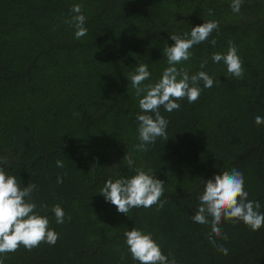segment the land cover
Here are the masks:
<instances>
[{
    "label": "trees",
    "instance_id": "obj_1",
    "mask_svg": "<svg viewBox=\"0 0 264 264\" xmlns=\"http://www.w3.org/2000/svg\"><path fill=\"white\" fill-rule=\"evenodd\" d=\"M231 3L0 0V167L22 188L38 186L32 194L37 211L59 234L54 246L3 254L4 264H138L124 236L133 227L152 233L176 264H264V227L222 221L227 240L214 239L228 249L223 255L209 242L210 226L191 219L204 181L232 168L243 173L248 198L264 213V125L254 119L264 116V0H244L239 13ZM73 4H82L86 17L88 34L79 40L64 22ZM209 20L219 22V31L194 45L190 60L177 67L190 75L206 71L214 85L201 82L199 99L177 101L179 110L161 107L168 140L157 138L137 151L140 97L130 75L146 64L151 77L144 83L157 82L169 66L164 49L174 44L170 36L190 34ZM229 41L243 61V79L211 60L213 53L226 54ZM140 167L165 183L161 200L167 202L162 209L119 213L101 189ZM56 204L65 211L63 224L51 211Z\"/></svg>",
    "mask_w": 264,
    "mask_h": 264
},
{
    "label": "clouds",
    "instance_id": "obj_2",
    "mask_svg": "<svg viewBox=\"0 0 264 264\" xmlns=\"http://www.w3.org/2000/svg\"><path fill=\"white\" fill-rule=\"evenodd\" d=\"M243 3L244 0H232L230 5L232 12L239 13ZM82 8V4H73L71 8L73 15L64 21L75 28L74 35L77 40L88 34ZM211 14L210 9L209 15ZM213 31H219V22L216 20L204 21L203 24L192 27L190 34L171 35L170 39L174 44L164 49L169 66L163 70L157 82L144 83L151 77L146 64H139L130 75L135 95L140 97V113L136 114L140 140L135 146L137 151H147V146L154 144L157 138L168 140L166 130L169 121L161 115V107L169 113L179 110L181 105L177 101L187 99L189 103H194L199 99L203 91L201 82L204 88H211L214 85V78L206 71L201 70L190 75L186 68L177 67L189 61L193 46L207 41ZM211 43L214 46L216 41L213 39ZM211 60L216 64L223 61L230 76L243 79V61L232 41H229L226 54L213 53ZM206 65L207 60H204L200 68L204 69ZM254 119L257 126L264 125V116L257 115ZM124 160L129 167L134 163L127 154ZM56 165L59 168L64 167L61 160H57ZM134 172L130 178L108 179L100 195L114 205L119 213L125 215L133 208L139 207L150 208L158 205V208L162 209L167 202L161 200L165 183L157 179L150 168L147 170L143 167L135 168ZM62 182V177L58 176L57 183ZM244 185V175L236 168L204 181V190L198 196L197 210L191 216L194 223L210 226L209 242L223 255H228V249L222 244L217 245L214 239L219 237L227 240V235L223 234L220 227L222 221L243 222L253 231L264 227V213L259 211L261 205L259 201L248 198ZM36 191L38 186L35 183H28L27 187L22 188L15 176L9 175L0 167V264H4L3 254L16 252L21 246L31 251L41 243L54 246L59 239V234L49 226L48 216L37 211L38 206L32 197ZM40 208L47 210V205H40ZM51 211L57 224L65 222V211L59 204L54 205ZM67 219L71 220V217L68 216ZM124 236L131 257L138 264H176L173 254L169 252L165 255L152 233L133 227L130 231H125Z\"/></svg>",
    "mask_w": 264,
    "mask_h": 264
}]
</instances>
